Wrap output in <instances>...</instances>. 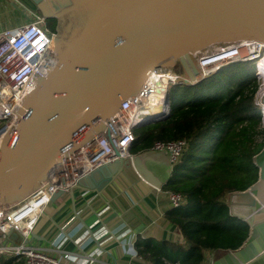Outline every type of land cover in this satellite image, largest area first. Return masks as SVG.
<instances>
[{"label": "water", "instance_id": "water-1", "mask_svg": "<svg viewBox=\"0 0 264 264\" xmlns=\"http://www.w3.org/2000/svg\"><path fill=\"white\" fill-rule=\"evenodd\" d=\"M15 1L47 19L71 8L62 33L72 40L65 50L56 41L47 49L19 103V121L0 134V204L22 202L43 184L63 153L105 130L153 69L178 62L195 81L196 52L234 41L264 45V0ZM170 98L167 92L169 111ZM165 118L148 117L135 128ZM164 161L169 165L159 173L156 165ZM254 161L258 180L227 196L231 214L250 225V235L239 249L217 250L213 264H264V148ZM131 165L156 186L166 184L173 172L168 152L146 150L132 162L121 158L101 165L70 191L59 190L52 201L68 194L75 200L79 189L101 193ZM7 238L26 243L15 229Z\"/></svg>", "mask_w": 264, "mask_h": 264}, {"label": "trees", "instance_id": "trees-1", "mask_svg": "<svg viewBox=\"0 0 264 264\" xmlns=\"http://www.w3.org/2000/svg\"><path fill=\"white\" fill-rule=\"evenodd\" d=\"M257 88L255 63L234 62L195 85L173 86L169 116L135 128L132 154L157 141L189 143L164 185L185 197L166 213L185 241L139 239L136 250L151 264H205L207 252L239 249L249 237L250 225L231 214L227 196L259 178L254 157L264 148V121Z\"/></svg>", "mask_w": 264, "mask_h": 264}, {"label": "built area", "instance_id": "built-area-1", "mask_svg": "<svg viewBox=\"0 0 264 264\" xmlns=\"http://www.w3.org/2000/svg\"><path fill=\"white\" fill-rule=\"evenodd\" d=\"M55 41L56 32L48 26L41 13H33V18L15 31L0 32V134L7 133L19 121V103L31 86L47 49ZM203 50L194 54V60L202 55L198 62L195 60L199 69L195 81L189 78L178 62L153 69L143 89L134 98L122 102L105 130L95 134L80 148L63 153L61 161L52 168L43 184L22 202L0 204V259L5 258L11 264L98 262L103 253L99 246L88 252L71 253L64 249L68 238L59 233L52 241L58 254L52 255L32 243L34 230L59 190L70 191L80 178L103 164L133 158L131 148L136 140L135 125L148 117L169 116V105L165 100L173 86L195 85L228 63L254 62L258 80L254 100L264 121V45L234 41L211 45ZM125 122L127 124L121 129ZM188 146L186 139L157 141L151 150L168 152L174 167ZM168 193L173 208L185 203L183 195ZM13 229L24 236L26 243L18 245L8 240L7 236Z\"/></svg>", "mask_w": 264, "mask_h": 264}, {"label": "crops", "instance_id": "crops-1", "mask_svg": "<svg viewBox=\"0 0 264 264\" xmlns=\"http://www.w3.org/2000/svg\"><path fill=\"white\" fill-rule=\"evenodd\" d=\"M32 18L33 13L15 0H0V32L15 31ZM167 165L166 161L157 164L156 170L164 172ZM164 185H154L132 165L126 167L101 193L79 189L75 200L68 194L52 201L40 217L32 243L56 255L52 241L61 233L68 238L64 245L68 252L83 253L99 246L103 253L95 264H151L136 250L139 239L185 241L166 217L173 206ZM215 252L206 253L205 264H213Z\"/></svg>", "mask_w": 264, "mask_h": 264}, {"label": "flooded vegetation", "instance_id": "flooded-vegetation-1", "mask_svg": "<svg viewBox=\"0 0 264 264\" xmlns=\"http://www.w3.org/2000/svg\"><path fill=\"white\" fill-rule=\"evenodd\" d=\"M70 11H71V8L61 12L60 14H58V15L50 18V19L46 18L47 24L48 23L49 24L55 23V29H53V30L56 32V44L60 50H65V48L67 47V44H68L67 42L72 40L66 36L64 37L63 33H62V31L66 25V19L69 17Z\"/></svg>", "mask_w": 264, "mask_h": 264}, {"label": "rangeland", "instance_id": "rangeland-1", "mask_svg": "<svg viewBox=\"0 0 264 264\" xmlns=\"http://www.w3.org/2000/svg\"><path fill=\"white\" fill-rule=\"evenodd\" d=\"M48 26H49L52 30L55 29V23H52V24H51V23H50V24L48 23ZM218 44H220V43H218ZM205 49H206V48H205ZM205 49H204V50H205ZM217 49H219V47H217ZM204 50H203V51H204ZM201 56H202V55H200V57H201ZM200 57H199V56L195 57L196 62L198 61V58L200 59ZM233 63H234V62H233ZM230 64H232V63L225 64V65H223V67L226 66V65H230ZM212 67H213V66H212ZM223 67H221V68H223ZM221 68H220V69H221ZM220 69H219V70H220ZM219 70L215 71V73L219 72ZM215 73H213L212 75H214ZM212 75H210V76H212ZM257 81H258V80H257ZM263 125H264V123H263Z\"/></svg>", "mask_w": 264, "mask_h": 264}, {"label": "bare ground", "instance_id": "bare-ground-1", "mask_svg": "<svg viewBox=\"0 0 264 264\" xmlns=\"http://www.w3.org/2000/svg\"><path fill=\"white\" fill-rule=\"evenodd\" d=\"M197 62H198V61H197ZM212 65H213V64H212ZM197 67H198V66H197ZM126 124H127V122H125V123H124V125L122 126V128H121V129H124L123 127H124Z\"/></svg>", "mask_w": 264, "mask_h": 264}]
</instances>
